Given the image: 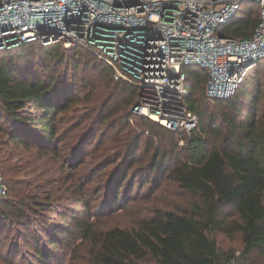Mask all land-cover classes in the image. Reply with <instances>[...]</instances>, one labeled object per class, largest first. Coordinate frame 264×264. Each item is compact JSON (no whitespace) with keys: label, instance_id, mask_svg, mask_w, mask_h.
Returning <instances> with one entry per match:
<instances>
[{"label":"trees","instance_id":"trees-1","mask_svg":"<svg viewBox=\"0 0 264 264\" xmlns=\"http://www.w3.org/2000/svg\"><path fill=\"white\" fill-rule=\"evenodd\" d=\"M259 20V4L243 2L217 32L248 38ZM58 43L59 47H50ZM35 50L43 55L37 57ZM47 61L54 64L50 66ZM63 65L71 71L73 91H87L86 116L68 129V134L59 132V123L68 120L76 98H69L67 90L60 88L57 72ZM183 69L189 90L186 104L199 116L198 127L190 132L172 131L141 115L138 124L132 126L134 114L129 107L137 104L139 88L115 79L112 68L85 47L31 42L0 51V129L2 124L7 125L5 132L12 143L51 147L55 161L68 166L66 159L78 154L73 150L64 155L59 145L71 143L66 139L74 138L71 132L87 119L100 126L111 119L115 122H108L106 129H117L109 143L115 154L103 151L100 160L102 166L117 161L123 165L121 169L114 166L111 173L115 200L129 173L137 171L145 181L150 174L160 180L169 178L189 195L185 207L157 208L152 216L129 227L101 228L91 216L64 215L54 233H47L51 249L32 236L28 238L26 244L35 248L32 264H56L52 259L58 256L54 252L60 247L67 248L63 255H69V264H264V59L225 99L207 96L209 73L205 68L188 65ZM117 91L128 93V99L111 106L101 103L102 96H107V103ZM99 104L102 109L95 116ZM69 119L76 118L71 115ZM147 128L151 133L144 142L142 158L139 149ZM2 163L0 160L7 190L0 198V218L19 227L28 226L23 216L31 201L30 184L18 179L22 168L16 163L7 165V179ZM73 165L74 160L68 167ZM75 185V192L83 194L86 184ZM54 193V189L46 188L39 194L45 200L55 197ZM82 204L89 208L90 200L85 197ZM2 225L0 230L6 227ZM219 233L230 238L242 236L239 254L220 245ZM1 239L0 232V249Z\"/></svg>","mask_w":264,"mask_h":264},{"label":"built area","instance_id":"built-area-1","mask_svg":"<svg viewBox=\"0 0 264 264\" xmlns=\"http://www.w3.org/2000/svg\"><path fill=\"white\" fill-rule=\"evenodd\" d=\"M243 2L259 4L253 35H220ZM31 42L87 48L139 88L141 116L190 132L199 116L184 66L207 70L208 97L229 98L264 59V0H0V51ZM6 190L0 171V198Z\"/></svg>","mask_w":264,"mask_h":264},{"label":"rangeland","instance_id":"rangeland-1","mask_svg":"<svg viewBox=\"0 0 264 264\" xmlns=\"http://www.w3.org/2000/svg\"><path fill=\"white\" fill-rule=\"evenodd\" d=\"M59 45L61 43L50 47H59ZM34 53L37 57L39 54L43 55L41 50H35ZM37 60L41 63V59L38 58ZM47 64L52 66L54 63L47 61ZM39 68L43 72V67L39 65ZM68 69L67 65H63L57 72L61 80L60 88L63 91L67 90L69 98H76V101H72L67 114L68 120L63 119L59 123V132H62V134H68L67 130L73 128L75 124L86 116L84 107L87 102L84 100V94L87 91L84 92L82 89L78 92L73 91L72 82L74 80L71 77V71ZM93 79H99V76H94ZM101 89L103 88L101 87ZM128 96L129 94L126 92L117 91L107 103L105 102L107 96H102L101 103L103 101L106 106H111L127 100ZM134 106H130L129 109L134 114L131 119V125L135 127L138 124L137 121L140 114L134 110ZM210 107L213 109L214 105ZM101 109L102 104H99V108L94 113L95 116L100 113ZM71 115L75 116L76 119L70 120L69 117ZM117 116L119 118V115ZM108 122L115 121L108 119L105 124L100 126L99 122H92V120L87 119L81 128L71 132L75 134L74 138L69 137L66 139V141L69 140L71 143L66 145L61 143L59 145V149H62L64 155L73 153V150L78 154L71 156L73 158L66 159L70 165L71 161L74 160L73 167H68L70 165L62 166L61 160L56 162L55 151L51 147H42L43 145L39 146L37 144L28 146L15 145L5 132L7 125L2 124V129H0V160L3 162L5 176L7 179L9 178L7 165L16 163L19 168H22L18 179L22 182H28L32 193L30 196L31 201L28 202L30 208L26 204L28 209L25 212L26 216H23L30 225L19 227L11 223L9 219L0 218V225L5 223L3 220L7 222L5 223L6 225H2L6 227L0 230L2 235L0 264H32L36 256L35 248L26 244L28 238L32 236L36 240L35 242H39L51 249L48 245L47 233H54L57 225L63 221L64 215L70 218L73 213L77 216H91V219H97L96 223L101 228L129 227L145 217L152 216L157 208H181L187 205L189 195L176 182L165 177L160 180L156 174H150L149 180L145 181L142 179L144 175L138 171L129 173L128 180L120 188L118 200L113 198L114 187L113 182H111V173L114 166L121 169L123 165H120V161L107 166L101 165L103 163L100 160L101 152L108 151L111 156L115 154L109 143L110 139L117 134V129L112 127L106 129ZM92 125H95V127H91ZM149 133L151 131L147 128L140 145L139 152H142L140 155L142 158L145 156L143 150L146 144L144 142ZM104 134L105 136H103ZM176 137L178 138V136ZM101 139H103L102 144H100ZM154 140L156 143L160 142L157 137ZM179 143L183 144V140L180 139ZM146 161L144 162L146 163ZM132 179L134 180L130 184ZM75 183L86 184L83 194L75 192ZM46 188L49 190L54 189L56 192L54 193L55 197L43 200V195L39 193L44 192ZM85 197L90 200L89 208H85L82 204V200ZM218 241L224 249L234 250L237 254L242 249V236L239 234L234 238H230L225 234L219 233ZM66 250L67 248L60 247L58 252H54L58 256L52 261L56 264L60 262L69 264L71 258L69 255L67 257L63 255Z\"/></svg>","mask_w":264,"mask_h":264},{"label":"bare ground","instance_id":"bare-ground-1","mask_svg":"<svg viewBox=\"0 0 264 264\" xmlns=\"http://www.w3.org/2000/svg\"><path fill=\"white\" fill-rule=\"evenodd\" d=\"M152 118H154V119H158V117H157L156 115H153Z\"/></svg>","mask_w":264,"mask_h":264}]
</instances>
